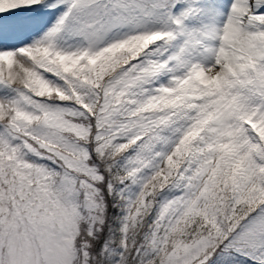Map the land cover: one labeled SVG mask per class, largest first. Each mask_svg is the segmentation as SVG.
<instances>
[{"label": "snow or ice", "instance_id": "snow-or-ice-1", "mask_svg": "<svg viewBox=\"0 0 264 264\" xmlns=\"http://www.w3.org/2000/svg\"><path fill=\"white\" fill-rule=\"evenodd\" d=\"M0 264H264V0H0Z\"/></svg>", "mask_w": 264, "mask_h": 264}]
</instances>
